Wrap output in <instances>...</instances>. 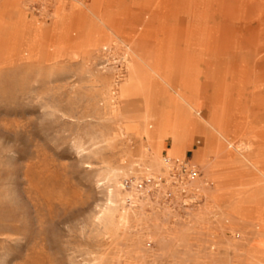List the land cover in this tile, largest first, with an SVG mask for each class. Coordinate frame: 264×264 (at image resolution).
<instances>
[{
    "label": "rangeland",
    "instance_id": "rangeland-1",
    "mask_svg": "<svg viewBox=\"0 0 264 264\" xmlns=\"http://www.w3.org/2000/svg\"><path fill=\"white\" fill-rule=\"evenodd\" d=\"M0 264H264V0H0Z\"/></svg>",
    "mask_w": 264,
    "mask_h": 264
},
{
    "label": "bare ground",
    "instance_id": "bare-ground-1",
    "mask_svg": "<svg viewBox=\"0 0 264 264\" xmlns=\"http://www.w3.org/2000/svg\"><path fill=\"white\" fill-rule=\"evenodd\" d=\"M144 62L146 66L151 68L154 72H159L161 70V67L159 65V62L153 61L151 64L148 62V60H141ZM149 64H148V63ZM143 64V65H144ZM134 79V78H133ZM118 89V97L120 98V101L122 100H128L129 98H135L136 105L135 110L136 111H142L144 113V116L140 123L144 122L146 123L148 120L149 115L152 113L147 99H140V95L138 93L139 91V85L135 82V80H132L129 84L124 86L123 88H120V83L117 84ZM143 98V97H142ZM179 135L178 131H176L174 141L171 143L169 147H166V144L164 142H158L157 144L150 143V147L148 150V157H149V168L155 169L157 174L155 173H149L150 170L147 169L145 171V176L150 177L151 175L154 177L161 176L165 179V186L168 188H171V191L173 193V199L175 198H181L184 196L190 203L196 202L194 197L188 199L190 193L191 196H195L196 193H199L200 191V184L198 180V177L193 179L192 181L182 180V181H176L174 180V184H172V178H170L169 171L171 170V167L173 166L174 162H181L184 163V160L180 159H174L170 157H164L162 158V154L164 151H173L175 153H178V150L181 148L182 144L178 140ZM147 140L151 141L152 138L149 134H147ZM170 142V141H169ZM242 145V144H241ZM243 146V145H242ZM238 148V147H237ZM240 152V151H239ZM189 164L193 166L190 162ZM194 167V166H193ZM160 169V170H159ZM203 185H206L203 183ZM202 189V188H201ZM193 193V194H192ZM183 198V197H182Z\"/></svg>",
    "mask_w": 264,
    "mask_h": 264
},
{
    "label": "built area",
    "instance_id": "built-area-1",
    "mask_svg": "<svg viewBox=\"0 0 264 264\" xmlns=\"http://www.w3.org/2000/svg\"><path fill=\"white\" fill-rule=\"evenodd\" d=\"M177 164V162H174L173 166H175ZM172 166V167H173ZM180 167V171H179V175L177 173H174L172 178V184H174V180L176 181H182V180H187V181H192L193 179H195L196 177L199 176V172L198 169L191 166L189 163L184 162V163H180L179 164ZM174 168H172L169 172H173ZM181 175V177H180ZM146 184H151L153 186H155V188H158V186L160 184H165V182L163 183L162 178H154V177H149L145 180ZM166 199H169L171 197V193H166Z\"/></svg>",
    "mask_w": 264,
    "mask_h": 264
},
{
    "label": "crops",
    "instance_id": "crops-1",
    "mask_svg": "<svg viewBox=\"0 0 264 264\" xmlns=\"http://www.w3.org/2000/svg\"><path fill=\"white\" fill-rule=\"evenodd\" d=\"M56 52H58V51H60V46L59 45H57L56 47H55V49H54ZM197 144H199V143H197ZM169 156H171V155H169ZM185 161H186V158H185ZM190 161H187V163H189Z\"/></svg>",
    "mask_w": 264,
    "mask_h": 264
}]
</instances>
